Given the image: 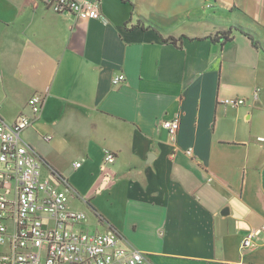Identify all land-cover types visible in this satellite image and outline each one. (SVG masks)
<instances>
[{
	"label": "crops",
	"instance_id": "obj_1",
	"mask_svg": "<svg viewBox=\"0 0 264 264\" xmlns=\"http://www.w3.org/2000/svg\"><path fill=\"white\" fill-rule=\"evenodd\" d=\"M100 2L106 21L0 0V116L46 95L22 135L87 213L75 229L114 228L151 264H264V231L243 246L264 224V51L219 40L264 46V0Z\"/></svg>",
	"mask_w": 264,
	"mask_h": 264
},
{
	"label": "built area",
	"instance_id": "obj_2",
	"mask_svg": "<svg viewBox=\"0 0 264 264\" xmlns=\"http://www.w3.org/2000/svg\"><path fill=\"white\" fill-rule=\"evenodd\" d=\"M42 1L55 12L105 20L100 0ZM125 80V74L118 73L113 84ZM45 100V94H33L28 102L30 113L21 114L13 123L0 116V264H151L144 252L123 247L114 228L103 232L75 229L87 221V213L70 206L66 185L61 188L43 176L40 154L22 135L41 115ZM220 102L239 107L246 100L227 97ZM163 125L176 135L180 119L164 120ZM258 140L264 144V137ZM187 153L192 154V149ZM104 159L106 167L116 161V154L106 149ZM263 231L264 224L249 231L243 246L253 247Z\"/></svg>",
	"mask_w": 264,
	"mask_h": 264
},
{
	"label": "trees",
	"instance_id": "obj_3",
	"mask_svg": "<svg viewBox=\"0 0 264 264\" xmlns=\"http://www.w3.org/2000/svg\"><path fill=\"white\" fill-rule=\"evenodd\" d=\"M234 30H238V31H240L242 33H246L247 35H249V37L252 40L253 45L255 47H257V48L262 49L264 51L263 44L258 39H256L253 35L249 34L247 31H245L240 26H233V27H230L227 31L222 32L221 35H220V37H219V40H222L224 42L231 40L233 38V32H234ZM173 41H175V40H173Z\"/></svg>",
	"mask_w": 264,
	"mask_h": 264
}]
</instances>
